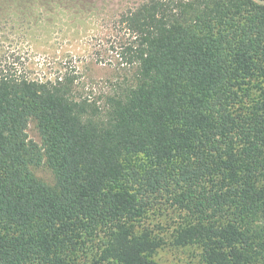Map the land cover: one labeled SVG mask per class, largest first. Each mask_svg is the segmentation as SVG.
<instances>
[{
    "label": "trees",
    "instance_id": "16d2710c",
    "mask_svg": "<svg viewBox=\"0 0 264 264\" xmlns=\"http://www.w3.org/2000/svg\"><path fill=\"white\" fill-rule=\"evenodd\" d=\"M119 22L138 83L105 119L74 74L0 69V264H78L95 244L156 264L135 223L160 199L209 264H264V0H147ZM45 159L55 186L34 174Z\"/></svg>",
    "mask_w": 264,
    "mask_h": 264
},
{
    "label": "rangeland",
    "instance_id": "374dc122",
    "mask_svg": "<svg viewBox=\"0 0 264 264\" xmlns=\"http://www.w3.org/2000/svg\"><path fill=\"white\" fill-rule=\"evenodd\" d=\"M147 0H2L0 1V69L46 80L74 74L75 95L92 113L105 119L112 98H120L138 83V65L125 62L123 49L134 41L119 22L122 13ZM250 90V98L257 94ZM29 139L42 145L36 119ZM33 168L35 176L55 186L47 160ZM134 162L151 163L144 157ZM184 216L166 199L151 203L135 223L138 235H148L158 247L148 254L156 264H209L197 244L183 243L179 232ZM78 264H108L92 245Z\"/></svg>",
    "mask_w": 264,
    "mask_h": 264
}]
</instances>
